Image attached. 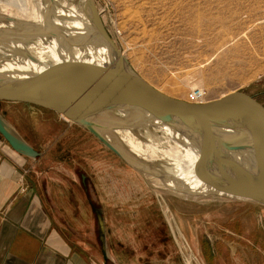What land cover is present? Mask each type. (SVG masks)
Returning <instances> with one entry per match:
<instances>
[{"label": "rangeland", "instance_id": "obj_1", "mask_svg": "<svg viewBox=\"0 0 264 264\" xmlns=\"http://www.w3.org/2000/svg\"><path fill=\"white\" fill-rule=\"evenodd\" d=\"M92 1L131 68L161 92L185 100L199 86L208 101L242 91L264 106V0ZM0 114L45 163L70 154L71 165L61 168L76 180L74 169L91 175L112 233L127 244L125 264H264L263 205L160 189V179L143 178L86 130L34 105L1 102ZM138 132L144 139L132 148L140 152L145 138L161 137ZM156 145L161 152L166 144ZM133 248L142 257H132Z\"/></svg>", "mask_w": 264, "mask_h": 264}, {"label": "water", "instance_id": "obj_2", "mask_svg": "<svg viewBox=\"0 0 264 264\" xmlns=\"http://www.w3.org/2000/svg\"><path fill=\"white\" fill-rule=\"evenodd\" d=\"M42 1L41 21L0 12V100L56 113L86 130L143 178L150 175L196 192L197 197L219 196L264 206L261 103L242 91L201 103L171 97L131 68L104 29L92 0H82L87 26L77 32L61 23L65 19L55 0ZM37 46L47 52L37 55ZM50 52L56 57L48 56ZM155 126L170 127L182 145L196 151L202 168L195 174L200 177L199 187L169 171L170 165L158 159L163 155L152 158L147 150L136 151L127 144L126 139H144L139 130ZM218 127L236 131L231 137L235 144L220 140L215 133ZM0 136L20 155L32 159L41 155L1 114ZM95 212L101 226L102 211L97 207ZM103 256L106 259L104 252Z\"/></svg>", "mask_w": 264, "mask_h": 264}, {"label": "crops", "instance_id": "obj_3", "mask_svg": "<svg viewBox=\"0 0 264 264\" xmlns=\"http://www.w3.org/2000/svg\"><path fill=\"white\" fill-rule=\"evenodd\" d=\"M20 110L37 114L31 106ZM44 156L20 155L0 136V264H125L127 244L112 233L91 175L81 182L61 168L71 165L70 154L51 164ZM92 203L102 211L101 226ZM135 251L132 257H142Z\"/></svg>", "mask_w": 264, "mask_h": 264}, {"label": "bare ground", "instance_id": "obj_4", "mask_svg": "<svg viewBox=\"0 0 264 264\" xmlns=\"http://www.w3.org/2000/svg\"><path fill=\"white\" fill-rule=\"evenodd\" d=\"M55 1V7L57 8L59 15H62L65 19L64 22H61L62 24H65L66 27L70 26L73 32L82 30L87 26V10L83 4L81 5V8L78 9L76 0ZM43 10L44 4L42 0H0V12L17 19L41 21L43 17ZM35 50H38L37 55H39V53L40 55H44V53L47 52H43L41 48H38V46L35 48ZM102 52V49L98 50V53H100V55L102 54ZM48 56L56 57L53 52H50ZM153 130L158 131L157 133H160L162 138L160 136L157 138H153V136L151 135L148 136V138H145L148 140L147 151L157 153V155H163L159 156V160L162 163H167L170 165L169 171L178 174L181 178H183V180H185V182L191 183L192 187H199L200 177H197L195 174L200 173L202 171V168L201 165L198 164L199 158L196 151L186 144L182 145L179 139V135L175 134L170 127L155 126ZM215 133L216 135H218L217 137L220 140L225 142L230 140L232 142L234 140L231 137L236 133V131H234L233 129H228L226 127H218L215 129ZM160 139H162L163 143L166 144L164 145L165 148L161 150V152H159L156 145L157 141H159ZM126 141L128 142L127 144L134 147L140 145L135 139H126ZM232 143L235 144L234 142ZM157 187L164 190L172 188L174 190L180 189L185 193L184 195H186L187 197L192 196L193 198H196L198 195L196 192L191 193L166 182H157Z\"/></svg>", "mask_w": 264, "mask_h": 264}, {"label": "built area", "instance_id": "obj_5", "mask_svg": "<svg viewBox=\"0 0 264 264\" xmlns=\"http://www.w3.org/2000/svg\"><path fill=\"white\" fill-rule=\"evenodd\" d=\"M186 101L201 103L207 101L206 90L202 87H191L186 93Z\"/></svg>", "mask_w": 264, "mask_h": 264}, {"label": "flooded vegetation", "instance_id": "obj_6", "mask_svg": "<svg viewBox=\"0 0 264 264\" xmlns=\"http://www.w3.org/2000/svg\"><path fill=\"white\" fill-rule=\"evenodd\" d=\"M74 172L79 176L81 182H85L84 178L83 179L81 178V174H82L81 172H78L76 169H74ZM96 208H97L96 204L92 203V211L94 213L95 220L97 221L96 212H95Z\"/></svg>", "mask_w": 264, "mask_h": 264}, {"label": "trees", "instance_id": "obj_7", "mask_svg": "<svg viewBox=\"0 0 264 264\" xmlns=\"http://www.w3.org/2000/svg\"><path fill=\"white\" fill-rule=\"evenodd\" d=\"M1 102H7V101H4V100H0V103ZM17 104H25V103H22V102H16ZM36 107H38V106H36ZM39 108H41V107H39ZM42 109H44V108H42ZM45 110H47V109H45ZM47 111H49V112H51V113H53V114H56V113H54V112H52V111H50V110H47ZM82 129V128H81ZM84 130V129H83ZM239 228V227H238ZM234 232L236 233V234H239L240 235V232H241V230H239V229H237V228H234ZM212 256H210V259H212L211 258Z\"/></svg>", "mask_w": 264, "mask_h": 264}]
</instances>
